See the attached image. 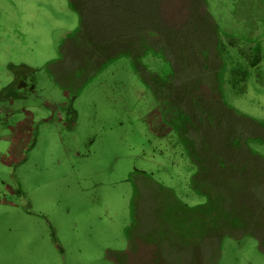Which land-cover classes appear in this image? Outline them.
I'll return each mask as SVG.
<instances>
[{
  "label": "rangeland",
  "instance_id": "374dc122",
  "mask_svg": "<svg viewBox=\"0 0 264 264\" xmlns=\"http://www.w3.org/2000/svg\"><path fill=\"white\" fill-rule=\"evenodd\" d=\"M74 1L82 26L68 0H0V264H117L129 234L152 224V192L189 208L206 201L191 188L196 168L178 123L162 117L164 99L190 118L186 138L207 156L205 145L264 170V96L246 95L250 85L231 73L221 102L241 116L215 98L216 36L194 30L193 0L177 1L162 22L149 18L165 35L148 42L165 49L175 76L158 53L120 54L121 18L105 22L102 12L95 21L96 1ZM205 1L220 23L238 9L234 0ZM172 35L206 45L199 66L168 52ZM213 264H264V251L248 234L224 237Z\"/></svg>",
  "mask_w": 264,
  "mask_h": 264
},
{
  "label": "trees",
  "instance_id": "16d2710c",
  "mask_svg": "<svg viewBox=\"0 0 264 264\" xmlns=\"http://www.w3.org/2000/svg\"><path fill=\"white\" fill-rule=\"evenodd\" d=\"M93 1L97 2V10L91 13L95 21L102 12L105 14V22L111 14L123 21L115 26V30L123 28L120 37L126 38L120 54L125 53L134 60L145 53H158L167 60L172 76L176 75L171 61L166 58L165 49L152 47L148 37L165 35L159 26L149 24V18H157L158 22H162L164 16L171 12L172 6L177 7L179 0ZM193 1L198 5L196 13L201 17V26L195 22L199 26L194 30L200 28L204 32L211 31L216 36L214 49L219 64L213 72V94L216 92L215 98L227 110L240 115L221 102V94L230 74L237 73V79L243 81L244 87L250 85L248 90L242 89L243 92L247 91L246 95L252 93L259 98L264 96V0H234L236 3L238 1V9L236 6L224 23L211 19L205 0ZM68 5L78 13L81 26L84 25L86 15L83 8L74 0H68ZM169 43L168 52L171 49L175 56L178 54L183 60L189 54L191 65L196 66H199V63L196 64L197 55L207 48L199 39L187 45L174 38V35ZM184 90L188 94L193 93L191 96H200L194 97L195 100L201 98L203 92L195 86L189 88L184 85ZM164 100L167 101V108L163 106L162 117L166 122L178 123L176 133L184 145L185 154L189 155L196 168L191 188L205 196L206 201L189 208L174 201L165 190H156V187L151 186L149 190H156L152 192V224L149 228L142 227L139 234H129L128 249L122 255H117V264H213L219 257L221 240L243 234L256 238L264 251V170L257 165L234 164L205 145L210 152L207 156L202 143L198 145L194 140L186 138L184 129L190 118L169 104L167 99ZM205 112L201 110L202 115ZM226 143L237 145L233 137ZM135 221L137 225H142L136 217Z\"/></svg>",
  "mask_w": 264,
  "mask_h": 264
}]
</instances>
